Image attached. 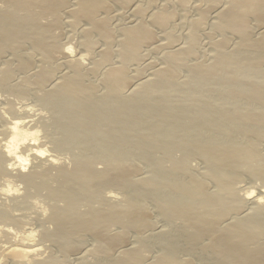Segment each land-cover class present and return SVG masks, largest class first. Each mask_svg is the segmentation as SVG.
I'll use <instances>...</instances> for the list:
<instances>
[{"label": "bare ground", "instance_id": "obj_1", "mask_svg": "<svg viewBox=\"0 0 264 264\" xmlns=\"http://www.w3.org/2000/svg\"><path fill=\"white\" fill-rule=\"evenodd\" d=\"M165 1L0 0V264H264V0Z\"/></svg>", "mask_w": 264, "mask_h": 264}, {"label": "rangeland", "instance_id": "obj_2", "mask_svg": "<svg viewBox=\"0 0 264 264\" xmlns=\"http://www.w3.org/2000/svg\"><path fill=\"white\" fill-rule=\"evenodd\" d=\"M138 1H141V4L143 5H145V4H150V6H153V7H159V6H163V5H167L168 3H166V1L165 0H138ZM152 1V2H151ZM196 0H189V5L191 6V8H189L190 10L189 11H185V10H180V9H178L180 12L181 11H183V13H184V11L186 12L185 14H183L182 12L180 13V12H178V17H177V20L175 21V23L173 24V26L171 27V30H172V28L174 29V30H172V32H178L176 35H180L181 33L184 35V34H186L187 33V30H188V25H187V21H190L191 19H193V18H195L196 16H197V14H198V11L196 12V10L197 9H195V7L198 5H202V3L201 2H199V1H196ZM144 2V3H143ZM156 3V4H155ZM173 4H175V2L173 1L172 2V4L171 5H173ZM179 4V3H178ZM207 4H209L208 6H210V4L211 3H207ZM0 5H1V3H0ZM195 5V6H194ZM203 5H206V3L204 2L203 3ZM193 7H194V9H193ZM192 11V12H191ZM195 11V12H194ZM189 14H188V13ZM193 13V14H192ZM188 14V15H187ZM183 15V16H182ZM196 15V16H195ZM190 19H189V18ZM184 18H187V19H189V20H186L185 19V21H184ZM184 21V22H183ZM180 22V23H179ZM251 23V22H250ZM177 26V27H176ZM180 27V28H179ZM67 32V34L65 35V37H66V39H65V41L67 42V40L68 39H73V35H70V32L69 31H66ZM184 32V33H183ZM68 34H69V37L67 38V36H68ZM181 34V35H182ZM73 36V37H72ZM64 37V38H65ZM204 39V38H203ZM70 40H68V41H70ZM160 41H159V44H163V42H162V39H159ZM72 41V42H71ZM70 42L72 43V44H74V42H76V40H75V38L73 39V40H71ZM204 42H205V40H204ZM207 42V41H206ZM205 42V43H206ZM207 48L208 47H206V46H203V51H204V56L206 55V52L207 51H205V50H207ZM147 54V55H146ZM146 55V56H145ZM145 55H143V57L144 58H146V59H144V61L141 63V66L144 68V69H142V72L144 71H146L145 73L146 74H144V75H147V76H149V74H151V75H154V73H155V71H151L150 69H151V67L152 68H157V67H161V66H163L162 64V62H161V59H162V53H159V52H147V53H145ZM8 56V57H7ZM7 56H6V54L4 55V60L6 61V59L8 58H10V56L7 54ZM6 58V59H5ZM150 60H149V59ZM7 59V61H9ZM160 63H159V62ZM145 62V63H144ZM144 63V64H143ZM155 63H156V65H155ZM152 66H151V65ZM147 65H148V68H147ZM150 65V66H149ZM154 66V67H153ZM156 66V67H155ZM145 67H146V69H145ZM135 70V68H133V71ZM149 71V72H148ZM151 71V72H150ZM60 72H63V69H61V70H59V73ZM148 73V74H147ZM185 76H186V74H184ZM90 80L89 81H92L91 79L92 78H89ZM14 80L15 81H17V83H19V80L17 79V77L15 76V78H14ZM26 82H22V81H20V85L23 87V88H29V85L26 83ZM0 94H1V101H0V112H2V110L1 109H4V107H6V103L7 102H11L13 105H15V108H18V106H20V104H32V105H34L35 106V108L36 109H38V108H40V107H38L37 106V103L35 102V100H34V98H32V99H27L26 98V100H28L27 102H25L26 100H25V98H18V96L15 94V93H13V92H7V91H0ZM15 94V95H14ZM3 95V96H2ZM15 96V97H14ZM4 99V101H3V99ZM10 98V99H9ZM16 98V99H15ZM12 99V100H11ZM8 100V101H7ZM13 100H14V102H13ZM22 101V102H21ZM2 102H3V105H2V107H1V104H2ZM5 102V103H4ZM21 102V103H20ZM29 102V103H28ZM64 155H66V154H57V156L58 157H60V158H66V157H68L67 155L66 156H64ZM64 158V159H65ZM46 165V164H45ZM245 181H246V183L244 182V183H242L241 184V186H245V185H247L246 187H250L251 185L254 187V185L253 184H255V186H257V187H264V179L263 180H261V181H259V180H252V179H245ZM254 181V183H252ZM0 182H1V180H0ZM244 184V185H243ZM251 186V187H252ZM114 191L116 192V193H120V191L119 190H116V189H114ZM29 202H31V203H35V206L32 208V210L29 208V207H24V209L22 210V211H20V212H17L16 214L17 215H19V214H22L23 216H24V222L25 223H27L26 222V220L28 221V223H27V225L30 227V228H37L36 226H37V224H35L34 223V221H33V217H35L36 216V214H37V212L38 211H40L41 209L40 208H42L43 207V205H45L46 203H47V201L45 200V199H43L42 197H39V196H36V198H34V199H30V200H28ZM37 202V203H36ZM36 210V211H35ZM36 213V214H35ZM26 218V219H25ZM30 218V219H29ZM32 218V219H31ZM27 225L26 226H23V227H27ZM34 225H36V226H34ZM154 225H157V228H156V226H154V228H156V229H158V228H161L162 227V224H160L159 223V225H158V222H155L154 223ZM24 229V228H23ZM113 229L116 231L117 229L114 227V228H111L110 229V231L112 230V232H115V231H113ZM136 237V238H135ZM7 238V239H6ZM134 238L135 239H137V236L135 235L134 236ZM133 237L131 238V239H134ZM15 239V237L13 236V234H10V235H8L7 237H3L2 235H0V259L1 260H3V258H4V260H6V262L8 261V259H11V257H10V255H8V253H7V251H5V249L6 248H4V247H6V245H8L7 244V242H8V240L9 241H13V240ZM130 239V240H131ZM134 239V244H136L135 242H137L138 240H135ZM129 242H131V243H129L130 245L131 244H133V242H132V240L131 241H129ZM89 245H88V244ZM2 244V245H1ZM46 244V245H45ZM44 245V248H49L50 247V251H49V249L47 248L45 251H43V256H46L47 255V253L48 252H52L53 253V249H52V247H51V244L50 243H44L43 244ZM86 245V246H85ZM3 246V247H2ZM132 246V245H131ZM82 247H84V249L83 248H81V250H79L76 254H74V255H72V257H70V259L71 260H73V261H70V259L68 260V262H66V263H63V264H88L87 262H89V260L91 259V256H90V254H89V251H94V249L97 247V243L96 242H92L91 240H88L87 239V242H85L84 244H83V246ZM4 248V249H3ZM6 252H4V251ZM153 250H155V251H153ZM81 251V252H80ZM153 251V252H152ZM158 251L155 249V248H152V250L150 251V253H149V258H147L148 260L147 261H151L152 259H154L155 258V256L157 257V255H158V253H157ZM156 253V254H155ZM7 254V255H6ZM87 254V255H86ZM74 256V257H73ZM77 256V257H76ZM81 256V257H80ZM89 256V257H88ZM58 258V257H57ZM56 258V259H57ZM89 258V259H88ZM84 260H86V261H84ZM57 261H59L58 259H57ZM60 261H63V260H61L60 259ZM75 261V262H74ZM86 262V263H85ZM198 263V262H197Z\"/></svg>", "mask_w": 264, "mask_h": 264}]
</instances>
